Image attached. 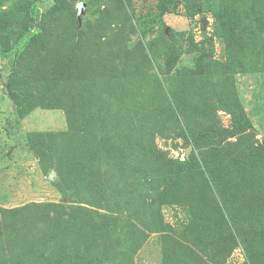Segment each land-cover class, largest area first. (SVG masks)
I'll return each instance as SVG.
<instances>
[{
	"label": "trees",
	"instance_id": "trees-1",
	"mask_svg": "<svg viewBox=\"0 0 264 264\" xmlns=\"http://www.w3.org/2000/svg\"><path fill=\"white\" fill-rule=\"evenodd\" d=\"M53 1L60 7L65 0ZM165 3L160 1L161 12L166 11ZM242 5L243 11L231 4L215 15L218 31L225 35V64L201 62L204 70L164 81L151 73L147 47L141 42L129 47L124 30L114 33L109 28L117 25L120 17L123 21L118 10L105 8L94 25L87 23L85 30L70 34L68 50L63 51L56 72L45 73L52 107L65 110L69 132L35 135L30 141L40 160L57 170L60 188L79 195L87 206L74 205L69 213L65 205L56 204L0 210L4 216L0 220V264H133L147 234L139 224L130 223L131 230L124 236L127 246L119 243V237L114 243L113 236L122 231L118 223L122 209L128 217L136 211V203L122 200L120 195L112 200L111 189L127 185L128 173L146 164L155 165L162 178L157 180L162 189H154L151 202L142 199L140 203L142 221L147 212L153 221L145 225L146 231L164 233L162 264H210L194 251L196 237L182 242L161 230L165 224L159 208L188 204L193 197L205 200L204 192L214 193L215 189L231 210L215 204L213 218L221 230L214 234L221 250L212 238L205 249L224 259L241 239L248 263L264 264V149L241 144L253 131V124L232 80L236 72L253 70L241 60L239 50L244 44L247 48V42L241 44L237 36L241 33L257 41V32L264 28V0ZM33 15L40 25L43 13L34 9ZM15 43L19 50L16 69L28 50L40 42L38 36L22 33ZM11 97L17 105L25 102L19 94ZM219 111L231 115V128L220 125ZM167 121L184 126L201 150L203 164L194 155L184 166L167 162L158 154L154 137L168 131L164 126ZM234 137L236 143L227 141ZM211 157L214 163L208 162ZM100 203L106 205L104 214L96 209Z\"/></svg>",
	"mask_w": 264,
	"mask_h": 264
},
{
	"label": "rangeland",
	"instance_id": "rangeland-1",
	"mask_svg": "<svg viewBox=\"0 0 264 264\" xmlns=\"http://www.w3.org/2000/svg\"><path fill=\"white\" fill-rule=\"evenodd\" d=\"M160 1L65 0L60 7H55L53 0H0V210L32 204H56L65 205L69 213L74 205L87 206L79 195L60 188L57 170L47 161L40 160L30 141L35 135H64L69 132L65 110L52 107L45 73L46 70L56 72L63 51L68 50L66 40L70 34L74 36L78 30H85L87 23L94 25L105 8L118 10L126 24L120 17L119 23L109 28L114 33L118 29L124 30V41L129 47L139 42L147 47L151 52V73L164 81L194 73L198 69L204 70L203 62L225 64L228 57L225 35L218 31L216 12L231 4L243 11L242 4L251 0H165V12L160 10ZM34 9L43 13L40 25L34 19ZM22 33L38 36L40 43L28 50L15 69L19 54L15 42ZM257 33L256 42L238 33L241 36H237V39L241 40V44L247 42V48L244 44L243 50H239V53H243L241 60L253 70L236 72L232 74V80L245 113L253 124V131L248 132V139L242 138L241 144L246 146L247 142L251 144L249 146L264 149V28ZM259 51L260 55H255ZM12 94H19L25 98V102L17 105ZM27 102H30L29 105ZM231 118L227 112H218L219 123L224 128H231ZM164 126L168 131L157 133L154 137V147L159 155L167 162L184 166L194 155L203 164L201 150L195 147L184 126L169 121L164 122ZM237 140L234 137L227 141L236 143ZM48 145L51 147L52 143ZM208 162L214 163L215 160L211 157ZM157 170L151 164L140 166L128 173L127 185H122L118 190L112 188L114 185L110 187L112 200L120 195L122 200L133 199L136 203V211L129 212L128 217H124L127 212L122 209V219L118 222L122 231L113 236L114 243L119 237V243L127 246L124 236L131 230L130 223L139 224L141 232L147 234L142 247L133 256V264H162L164 233L146 231L145 225L153 221L148 212L142 221L143 207L140 204L142 199L150 203L156 193L154 189H162L157 181ZM94 191L99 196V186L94 187ZM216 191L208 194L205 191V200L202 201L193 197L194 200L188 204L161 205L159 210L165 224L161 230L182 242L185 240L183 238L196 237L194 251L210 264H217L216 259L220 264H249L241 239L236 240V247L224 259L217 257L216 251L205 249L212 238L215 246L221 250L214 234L221 229L215 226L213 208L216 203L226 210L229 208ZM104 207L106 205L100 203L96 209L104 214ZM137 214L139 217H134ZM3 217L1 212L0 220ZM197 225L199 230H196Z\"/></svg>",
	"mask_w": 264,
	"mask_h": 264
},
{
	"label": "water",
	"instance_id": "water-1",
	"mask_svg": "<svg viewBox=\"0 0 264 264\" xmlns=\"http://www.w3.org/2000/svg\"><path fill=\"white\" fill-rule=\"evenodd\" d=\"M189 152H190V150H188V153H189ZM188 153H187V154H188Z\"/></svg>",
	"mask_w": 264,
	"mask_h": 264
}]
</instances>
